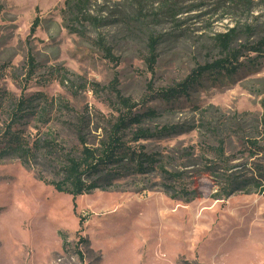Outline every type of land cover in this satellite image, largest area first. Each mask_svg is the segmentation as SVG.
Wrapping results in <instances>:
<instances>
[{
  "label": "rangeland",
  "instance_id": "374dc122",
  "mask_svg": "<svg viewBox=\"0 0 264 264\" xmlns=\"http://www.w3.org/2000/svg\"><path fill=\"white\" fill-rule=\"evenodd\" d=\"M66 1L0 0V140L12 125L33 148L26 165L0 159V264H264V196L215 199L210 172L219 147L244 165L250 141L264 142V57L244 47L264 38V0H89L75 19ZM231 29L245 53L235 74L206 77L176 102L156 96L219 58L214 37ZM38 91L47 102L36 98L13 124L15 101ZM118 92L133 114L155 110L122 139L157 168L123 160L85 180L103 188L76 199L55 190L48 183L63 180L67 157L100 151L129 110ZM140 127L155 136L137 137Z\"/></svg>",
  "mask_w": 264,
  "mask_h": 264
},
{
  "label": "trees",
  "instance_id": "16d2710c",
  "mask_svg": "<svg viewBox=\"0 0 264 264\" xmlns=\"http://www.w3.org/2000/svg\"><path fill=\"white\" fill-rule=\"evenodd\" d=\"M88 1L89 0H67L65 9L67 18H69L70 15V19H75L80 15L84 16ZM39 23L40 17L37 16L31 25L29 36L35 34ZM234 33L235 29H231L228 33H219L215 35L214 40L220 47L221 56L213 61L197 65L182 81L178 82L176 85L160 90L156 96H159L167 102H176L180 100V98H189L191 91L199 86L206 77L217 79L218 77L232 76L235 74L241 65L240 58L245 56V53L233 47L235 38ZM244 47L247 48V51L255 52L258 56L264 57V38L256 44L246 45ZM102 48L107 56L114 59V55L109 47L103 45ZM152 57H155V54H152ZM151 62L153 67L155 59H151ZM27 65L30 78L34 76L38 67V63L32 53L28 55ZM1 75L2 72H0V78ZM29 83L28 81L26 88ZM6 96L7 93L3 91L0 93V111L4 108V99L7 98ZM36 98L45 100L46 102L48 100L47 96L41 91L29 97L23 93L21 94L20 100L14 103L13 124L20 121L22 116H25L23 115L24 113H21L22 110L32 107ZM118 98L123 106L129 110L127 112H125L126 110L120 111L116 122L106 135V140L100 151H94L85 147L81 158L67 157V165L64 167L65 176L63 180L48 183L52 185L55 190L70 194L73 199H76L80 195L91 193L96 188H103L104 185L98 182L102 179L100 177L91 182L85 180L92 177L96 178L99 173L109 168L108 164L123 160L133 162L135 172L148 173L157 168L159 162L157 157L138 151L122 139V134L126 128L143 122L145 117L154 116L156 114L155 110L147 108L142 112L133 114L132 112L136 103H131L129 99L122 97L119 92ZM137 133L136 136L140 138L155 136L151 134L148 129H143L141 127L138 129ZM4 136L5 139L0 140V159L7 156H16L20 157L22 163L26 165V163L29 162L30 155L33 154V148L30 147L29 142L20 134L12 131V125H9ZM248 147V157L252 159V161L244 165H229L230 159L226 157L225 151L222 147L217 149L216 156L220 166L210 167L211 173L215 175L218 173L217 179L214 181L216 186L215 199L228 198L239 192L249 193L252 191L258 192L264 196V162H254L253 160V158H258L260 160L264 158V142L262 143L260 140H251ZM110 175L111 179L117 176L113 171H110L108 177ZM169 176H175V174L171 173ZM185 194L190 195L191 192ZM196 197H199V194L193 191L190 198L194 199Z\"/></svg>",
  "mask_w": 264,
  "mask_h": 264
}]
</instances>
